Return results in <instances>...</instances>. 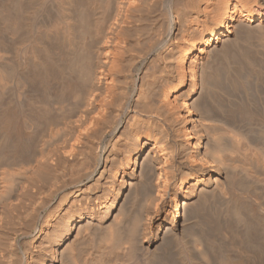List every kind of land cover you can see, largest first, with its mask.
Returning <instances> with one entry per match:
<instances>
[{
    "label": "bare ground",
    "instance_id": "bare-ground-1",
    "mask_svg": "<svg viewBox=\"0 0 264 264\" xmlns=\"http://www.w3.org/2000/svg\"><path fill=\"white\" fill-rule=\"evenodd\" d=\"M0 264H264V0H0Z\"/></svg>",
    "mask_w": 264,
    "mask_h": 264
}]
</instances>
